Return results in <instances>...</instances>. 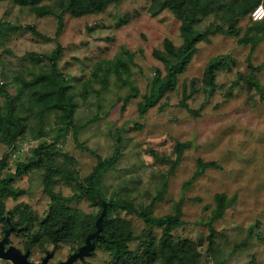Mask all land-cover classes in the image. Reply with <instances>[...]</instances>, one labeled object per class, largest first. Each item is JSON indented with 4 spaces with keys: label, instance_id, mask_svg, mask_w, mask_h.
I'll use <instances>...</instances> for the list:
<instances>
[{
    "label": "rangeland",
    "instance_id": "obj_1",
    "mask_svg": "<svg viewBox=\"0 0 264 264\" xmlns=\"http://www.w3.org/2000/svg\"><path fill=\"white\" fill-rule=\"evenodd\" d=\"M59 2L43 0L38 5L51 12L39 15L36 7L0 0V87L15 100L24 127L12 140L0 132V181L11 179L3 205L17 228L0 218V239L12 227L9 243L23 253L28 248L31 262L40 263L48 253L54 255L48 264L66 261L82 242L80 229L57 243L35 240L32 233L60 214H74L94 232L101 210L84 198L61 205L48 193L80 194L97 164L107 162L96 187L101 200L130 202L154 218L173 215L181 202L183 226L172 234L197 245L196 264H264V38L252 52L250 43L241 46L222 33L197 43L174 89L141 113L157 73L165 76L154 52L164 51L165 41L181 45L180 21L164 0H119L84 17L62 14ZM223 6L214 1L201 25L220 22ZM251 26L249 15L239 20L240 38L254 37ZM57 48L54 69L49 58ZM219 56L233 61L207 85L205 69ZM250 74L260 92L243 81L235 85ZM60 93L71 104L70 122L58 103ZM5 117L0 93V124ZM178 146L182 156L168 177ZM37 149L39 165L15 176ZM199 161L218 167L197 174ZM165 182L166 194L157 200ZM217 196L230 205L211 221ZM108 218L132 232L131 251L148 231L159 245L161 227L126 212L110 210ZM73 264H113V258L97 242L90 257Z\"/></svg>",
    "mask_w": 264,
    "mask_h": 264
},
{
    "label": "trees",
    "instance_id": "obj_2",
    "mask_svg": "<svg viewBox=\"0 0 264 264\" xmlns=\"http://www.w3.org/2000/svg\"><path fill=\"white\" fill-rule=\"evenodd\" d=\"M19 6L36 7V12L39 15L50 14V9L47 7H41L38 4L43 0H11ZM119 0H60L59 9L62 14H68L73 17H84L94 15L102 12L107 6L112 3H117ZM214 1H218L224 4L222 12L220 11V22H211L205 27L201 25L202 19L209 16V8ZM262 3V4H261ZM164 5L177 18L181 23L180 34L182 43L179 47H174L169 41L164 43V51H155L154 56L161 62L164 67L165 76L161 77V73H157V76L150 87V93L145 106L141 107V113H144L146 109L155 104L166 91L174 89L177 82V77L189 62L194 54L195 45L201 41L207 40L211 35L216 33H222L235 39L241 46L250 43L251 52L255 49V46L259 44L262 38H264V19L262 21L254 22L251 18L253 10L262 5L264 8V1L262 0H248L243 4L242 0H164ZM249 15L252 22L250 32L254 34L253 38L247 34L240 38L237 25L239 20L244 16ZM27 29L36 37H42L39 33L33 29L27 27ZM262 34L261 37L256 35ZM253 43V44H252ZM61 50H57L51 54L49 61L52 67L56 69L55 60L59 57ZM233 61L228 56H219L213 59L205 69V79L207 85H213V79L215 73L219 69L225 67V63ZM63 78V75L61 76ZM243 81L247 86V89L256 87L259 91L260 86L254 78L253 74H250L247 78H239L237 83ZM63 91V86L58 91ZM66 91V90H65ZM64 91V92H65ZM260 92V91H259ZM0 93L4 96L5 108L7 110V117L3 119L0 124V132H2L4 138L12 140L15 136L22 134L23 124L22 115L15 109V100L10 93L6 92L3 87H0ZM262 96V93H260ZM58 103L60 108L64 111L67 122L71 121L72 108L66 96L63 93L57 94ZM186 106V104H184ZM17 113H19L17 115ZM196 114V112H194ZM182 147H177V158L173 161L168 177L173 174L181 156ZM42 154L37 149L34 156L26 163L19 165L15 172V176H20L25 173L27 169L36 167L39 165ZM107 162H99L94 169V172L90 178L88 186L80 194H74L71 197L59 198L53 194L48 193L52 201L58 204H67L71 201H78L82 198L88 200L92 205L99 206L102 211V201L97 190V183L101 172L107 169ZM197 174L202 173L205 169L210 167H218L215 163L198 162ZM48 179V177L46 178ZM11 179L0 181V218L6 223L13 226L16 225L12 221L13 213L5 212L3 199L4 196L11 192L9 188ZM165 189L162 190L157 196V200L161 199L167 190V182H165ZM191 184V182H190ZM186 184L185 189L190 185ZM106 203V202H105ZM216 207L211 214V221H215L221 218V216L229 208L230 203L225 201L224 196H217L215 198ZM107 204V210L102 221V229L100 237L93 240V242H101L104 248L110 252L113 258V264H153L159 261L161 264H196L199 260L200 254L197 250V245L187 240H177L173 238L172 232L183 226L182 211L180 204L175 207L173 215L161 216L158 218L151 217L148 209L143 211H137L130 202L125 201H110ZM114 212H126L128 214L136 215L146 226H159L161 227L162 234L159 241V245L156 246L152 234L147 232L144 242L140 244L136 252L131 251L130 242H133L132 232L126 230V227H122L119 224L113 222L108 218L109 211ZM101 214V212H100ZM99 214V215H100ZM6 215V217H5ZM99 217V216H98ZM7 218L9 223L7 222ZM108 221H111L110 224ZM80 226L78 224L77 217L74 214H60L51 215L45 222L39 225V227L32 233L35 240L44 239L50 243H57L59 240L68 239L74 233L79 230V235L82 242L79 247L84 245L86 237L92 233L89 231L91 223L85 222ZM24 228V224L22 225ZM95 226V224H94ZM33 230L30 226V232ZM126 230V231H125ZM95 231V230H94ZM209 247L212 246V235L208 237ZM68 242V241H67ZM66 242V243H67ZM77 249V250H78ZM26 251V250H25ZM28 251V248H27ZM94 251V250H93ZM139 251V253H138ZM77 252V251H76ZM93 253V252H92ZM138 253V254H137Z\"/></svg>",
    "mask_w": 264,
    "mask_h": 264
},
{
    "label": "water",
    "instance_id": "obj_3",
    "mask_svg": "<svg viewBox=\"0 0 264 264\" xmlns=\"http://www.w3.org/2000/svg\"><path fill=\"white\" fill-rule=\"evenodd\" d=\"M107 210V204L102 202V211L97 221L95 223V231L90 233L84 242V245L80 247L77 252L72 253L66 261L61 262L60 264H73L76 261H82L87 257L92 255V252L95 248V243L93 242L94 239L100 237V232L102 229V221L105 216ZM7 222H9L7 218ZM12 227L7 229L4 233L2 239H0V260L9 261L12 264H48L49 261L53 258V253H48L40 263H33L30 261V252H22L20 249L16 248L15 246L9 243V235L12 231Z\"/></svg>",
    "mask_w": 264,
    "mask_h": 264
},
{
    "label": "built area",
    "instance_id": "obj_4",
    "mask_svg": "<svg viewBox=\"0 0 264 264\" xmlns=\"http://www.w3.org/2000/svg\"><path fill=\"white\" fill-rule=\"evenodd\" d=\"M251 18L254 22L262 21L264 19V8L262 5L257 6L251 13Z\"/></svg>",
    "mask_w": 264,
    "mask_h": 264
}]
</instances>
